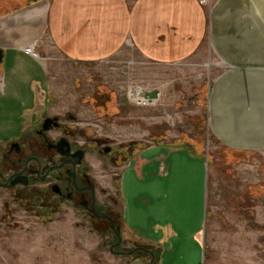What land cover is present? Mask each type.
Segmentation results:
<instances>
[{"label": "crops", "instance_id": "1", "mask_svg": "<svg viewBox=\"0 0 264 264\" xmlns=\"http://www.w3.org/2000/svg\"><path fill=\"white\" fill-rule=\"evenodd\" d=\"M204 37L224 68L207 99L214 139L238 152L264 150V0H213L207 9L196 0H0V140L56 115L48 68H90L127 44L156 60L188 57ZM170 155L155 142L136 148L120 164L121 199L109 183L119 197L120 231L125 243L133 240V225L162 224L166 233L190 232L193 238L201 233L204 255L212 161L205 156L204 180L201 175L194 179L196 190L186 194L180 165L189 162L200 171L201 161L184 151L179 159ZM159 216L164 222L159 223ZM168 241L172 248L185 243L179 237ZM189 241L198 256L199 241ZM164 252L155 264H173L172 254L163 259ZM129 256L122 264L151 260L141 251ZM200 263L195 259L190 264Z\"/></svg>", "mask_w": 264, "mask_h": 264}, {"label": "rangeland", "instance_id": "2", "mask_svg": "<svg viewBox=\"0 0 264 264\" xmlns=\"http://www.w3.org/2000/svg\"><path fill=\"white\" fill-rule=\"evenodd\" d=\"M196 1L207 9L213 0ZM223 69L205 37L188 57L156 60L142 57L127 44L90 68H48L50 104L59 123L86 151L84 162L97 199L107 201L120 242L114 244L116 237L105 221L88 219L68 202L45 211L17 205L11 214L0 216V264H122L124 256L136 253H124L136 243L149 246L157 261L165 250L163 259L172 254L173 264L195 259L200 264H264V150L227 149L207 124L208 93ZM130 87L143 89L150 101L129 100ZM155 142L171 152V158L175 153L179 159L183 151L199 157L200 171L189 162L180 165L186 194L196 190L194 179L201 175L204 180L205 156L212 161L204 255L201 233L194 238L190 232L166 233L162 224L133 225V240L125 243L118 220L120 164L136 148ZM105 146L108 151L102 150ZM176 171L180 176L179 165ZM157 220L164 222L160 216ZM175 237L185 243L168 246L169 238ZM189 238L199 241L198 256Z\"/></svg>", "mask_w": 264, "mask_h": 264}, {"label": "flooded vegetation", "instance_id": "3", "mask_svg": "<svg viewBox=\"0 0 264 264\" xmlns=\"http://www.w3.org/2000/svg\"><path fill=\"white\" fill-rule=\"evenodd\" d=\"M45 118L52 120L43 122ZM61 137L68 142L67 155L57 151L66 147L59 140ZM77 149L82 150V155L75 161L71 154ZM85 153L59 123L57 115H46L32 129L0 140V216L11 214L17 205L45 211L50 205L68 202L88 219L105 221L112 231L104 217L110 216L117 231L107 201L97 199L95 182L84 162Z\"/></svg>", "mask_w": 264, "mask_h": 264}, {"label": "water", "instance_id": "4", "mask_svg": "<svg viewBox=\"0 0 264 264\" xmlns=\"http://www.w3.org/2000/svg\"><path fill=\"white\" fill-rule=\"evenodd\" d=\"M0 58H1V49H0ZM51 120H52V118H45L43 122H47V121H51ZM52 124L55 125V122H53ZM45 127H46V124L43 125V128H45ZM59 140L61 142H63L66 145V147H65L64 150H57V151L61 155H67L68 154V142L63 137H61ZM108 149H109V146H105L104 147V151H108ZM71 155H74L76 157V160L75 161H78L80 159L81 155H82V150L81 149H77ZM92 210H93V208H92ZM104 217H106L108 219L110 228L112 229V231H113V233H114V235L116 237V241L114 242V244H118L120 242V235H119V233L115 230V228H114V226L112 224V220H111L110 216L105 215ZM111 247L112 246L110 245L109 246V250L112 249ZM133 250H145L147 253H149L150 257H152V254H151L150 250L149 249H146V248H143L141 246L133 247ZM131 251L132 250H130V251L129 250L128 251H124V253H130ZM149 264H151V262H149Z\"/></svg>", "mask_w": 264, "mask_h": 264}, {"label": "bare ground", "instance_id": "5", "mask_svg": "<svg viewBox=\"0 0 264 264\" xmlns=\"http://www.w3.org/2000/svg\"><path fill=\"white\" fill-rule=\"evenodd\" d=\"M128 95H129V98H130L131 100H134V101H136V99H137L138 97H140V98H142V99H144V100H146V99L149 98L148 93H146L143 89L138 88V87H130V88L128 89ZM153 97H154V96H153ZM149 99H150V98H149ZM151 99H152V98H151Z\"/></svg>", "mask_w": 264, "mask_h": 264}, {"label": "trees", "instance_id": "6", "mask_svg": "<svg viewBox=\"0 0 264 264\" xmlns=\"http://www.w3.org/2000/svg\"><path fill=\"white\" fill-rule=\"evenodd\" d=\"M118 232V231H117ZM111 233H113L112 231H111ZM143 248H146V249H149L150 250V252H151V254H152V257H151V260H150V262H151V264H155L156 263V260H155V256H154V254H153V252H152V249H150L149 247H147V246H142ZM137 252V251H139V250H132L131 252ZM141 251H143V252H146L145 250H141ZM147 253V252H146ZM148 255H149V253H147ZM150 256V255H149Z\"/></svg>", "mask_w": 264, "mask_h": 264}, {"label": "built area", "instance_id": "7", "mask_svg": "<svg viewBox=\"0 0 264 264\" xmlns=\"http://www.w3.org/2000/svg\"><path fill=\"white\" fill-rule=\"evenodd\" d=\"M201 1H203V0H201ZM128 99L129 100H131L130 98H129V95H128ZM132 101H134V100H132ZM148 101H150V99L148 98V99H146V100H144V99H142V98H140V97H138L137 99H136V103H139V104H144V103H146V102H148Z\"/></svg>", "mask_w": 264, "mask_h": 264}]
</instances>
